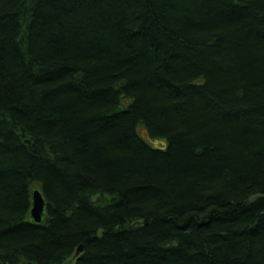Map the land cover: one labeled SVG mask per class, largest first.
I'll use <instances>...</instances> for the list:
<instances>
[{
    "label": "trees",
    "instance_id": "trees-1",
    "mask_svg": "<svg viewBox=\"0 0 264 264\" xmlns=\"http://www.w3.org/2000/svg\"><path fill=\"white\" fill-rule=\"evenodd\" d=\"M0 264H264V0H0Z\"/></svg>",
    "mask_w": 264,
    "mask_h": 264
},
{
    "label": "water",
    "instance_id": "water-1",
    "mask_svg": "<svg viewBox=\"0 0 264 264\" xmlns=\"http://www.w3.org/2000/svg\"><path fill=\"white\" fill-rule=\"evenodd\" d=\"M46 201L38 188H33L31 191V208L29 211L30 218L35 223H41L44 217ZM82 251V245H78L75 255Z\"/></svg>",
    "mask_w": 264,
    "mask_h": 264
}]
</instances>
